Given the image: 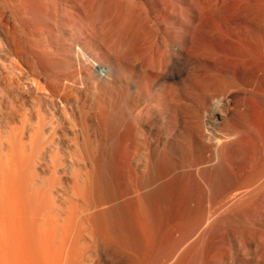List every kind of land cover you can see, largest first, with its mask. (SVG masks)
Returning a JSON list of instances; mask_svg holds the SVG:
<instances>
[{
  "label": "bare ground",
  "instance_id": "obj_1",
  "mask_svg": "<svg viewBox=\"0 0 264 264\" xmlns=\"http://www.w3.org/2000/svg\"><path fill=\"white\" fill-rule=\"evenodd\" d=\"M81 1H74L77 13L73 18L81 19L88 34L85 39L91 40L89 33H92L96 16H93L94 13L88 14L89 10L84 16L81 15L83 17L78 13L81 7L93 8L97 4L92 0L91 6H88L86 3L91 1L87 0L85 4V0L83 4ZM58 2L0 0V29L5 34L4 40L0 38V56L6 59L5 62L0 57V264H90L86 253L97 247L109 257L112 256L110 259L116 263L122 258L130 264H144L147 259V235L157 242L161 236H167L164 234L170 229L169 223L184 217L193 221L191 216L188 217L190 208L203 211L207 206L208 209L200 216L201 220L194 214L201 223L205 215L207 220L210 218L208 225L203 223L204 229L200 227L203 230L197 234L199 242L207 234L206 231L213 229V232L219 230L221 233V228L233 224L234 210L241 207L243 211L252 210L253 205L249 209L244 205L264 203V192L257 193L264 185V96L254 99L256 107L251 108L249 105L253 101L247 103L249 94L241 90L242 83L239 84L234 74L228 72L223 64L226 61H204L202 54L207 51L203 50L202 42L206 40L201 43L198 40L200 44H194L188 28L181 32L174 29L167 31L159 37V47L155 44L157 42H153L158 48H146L145 43L151 46L154 31L150 32V37L144 35L148 31L142 34L148 28L146 26L143 30L140 28L142 33L138 32L143 19L128 12L124 17L126 20L123 18L125 22L130 20L127 35L125 26L123 29L115 27L118 25L113 23L114 14L113 17L109 15L113 22L109 23V18L104 19V24L108 26L109 23L110 28L114 26L124 31L126 38L122 31L121 34L119 30L117 32L125 38L121 37L122 43H119L122 39L116 29H113V34L117 35L112 34L109 39L114 41L111 42L115 48H112V53L117 52L126 62L119 61V57L115 58L110 51V61L101 63L104 69L98 66L99 71L103 72L100 82L96 84L91 68L95 59L86 57L88 60L84 64L79 60L82 52L88 49L83 34L76 29L69 30L61 39L53 36V28L60 20L57 18ZM143 35L150 38L148 43ZM112 36H119L120 40ZM183 52H188L193 60L185 71L174 72V59ZM220 52L224 53V50ZM228 54H225L226 59L229 58ZM206 56L205 59H212L210 55ZM214 57L215 60L221 58ZM81 69L85 70V76H81ZM241 70L245 71L244 67ZM86 81L92 83L90 86L93 88L87 91L88 101L82 100L78 94L80 85ZM70 100H74L77 116L68 114L62 104ZM58 107L63 113L64 122L53 112ZM62 128L70 129L71 135L63 132V137H59L58 131ZM91 128L96 130L94 134H90ZM63 140H67L72 147L60 154L59 147ZM114 142H119L122 147L121 150L119 146V153L111 146ZM251 145L261 153L255 161L249 156L252 150L248 147ZM112 148L119 155L117 162L110 157L103 160L104 155L113 152ZM41 165L47 174L38 172L37 168ZM113 166L117 168V176L112 173ZM60 169L64 171L62 175H59ZM63 177H67L68 182L63 181ZM165 207L176 210L171 218L161 217L160 211ZM212 208L214 210L210 211ZM220 208L234 212L222 214ZM218 209L220 212L216 214ZM244 217L247 219V215ZM241 220L244 222L243 217ZM185 221L182 222L183 226ZM186 223L190 228L196 224ZM254 231L252 235L256 234ZM257 236H260L256 241L258 251L254 247V252L258 254L253 252L255 256L249 252L252 256H248L247 248L244 254L231 257L230 264H264V235L257 233ZM237 238L234 239L237 241ZM204 243L201 244L203 247ZM192 244L196 245L197 241ZM176 245L178 249L179 242ZM190 247L184 253L191 252ZM189 255L186 258L189 259ZM161 258L163 260L165 256ZM176 260L172 263L179 264ZM182 262L185 263V260ZM222 263H225L224 260Z\"/></svg>",
  "mask_w": 264,
  "mask_h": 264
},
{
  "label": "rangeland",
  "instance_id": "obj_2",
  "mask_svg": "<svg viewBox=\"0 0 264 264\" xmlns=\"http://www.w3.org/2000/svg\"><path fill=\"white\" fill-rule=\"evenodd\" d=\"M57 1H59L58 2V4L57 5H59L58 7H57V9H59V12H57L58 13V22L56 23V25H55V28H53V36L56 38V39H61L62 37H65V35H67V33L69 32V30H71V31H77L78 33H80L81 32V34H83L82 36H83V39H84V41L86 42V44H85V46H87L88 47V49L86 50V51H84V53L82 52V54L80 55V57H81V59L79 58V60H80V62H82L83 64L85 63V60H88V58L90 59V58H92V59H95L94 60V62L95 63H93V65H92V69H93V73H94V76H95V83L97 84V83H99L100 82V80H101V78H102V75H101V72H103V71H99V69H98V66L99 67H101V68H103L104 69V67H102L101 66V63H107L108 61H110V51L112 50V48H113V45L111 44V42H114V41H112V39H109L110 38V36L113 34V32H114V30L116 31V33L118 32V30L121 28V29H123V28H125L126 30V35H127V33H128V25H129V21L130 20H128L127 22H125V20H126V18H124V17H126V15H127V12L129 13V14H132V16H133V14H134V16H138V17H140L141 19H143L142 20V25H141V23H139V30H140V28H141V30H143L144 28H146V27H148V28H146V29H144L143 31V33H142V31L140 30V31H138V32H140V33H142V34H144V33H146L147 31L149 32V33H146V34H144L145 36L146 35H148L149 37H150V35L149 34H151L153 31V34H152V36L153 37H151V40H150V38L148 39L147 37H145L144 35V37L146 38V39H144V40H147V43L149 42V40H150V42H151V46H149L150 44L148 43L147 44V46H146V43H145V47L147 48H154V47H156V48H158L159 47V45H160V38L159 37H161V35H163L165 32H167V31H172V29H174L175 31H177V32H181V31H183L184 29H186V28H188V30H189V36H190V39H192V41H193V43L194 44H196V45H199L200 43H201V41L202 40H206V42H207V44H205L206 42H202L203 44V50L204 51H207V53H204L205 54V56L208 54V55H210L211 57H212V59H207V58H210V57H207L206 59H205V56H204V54H202V59L204 60V61H218V62H221V63H223V61L225 62V63H223L227 68H228V72L230 73V74H234L233 76H235L236 77V79H237V81L239 82V84H240V82L242 83V84H240V87H241V90H243V92H245V94L247 95V94H249V95H251V96H249V95H247L248 97L247 98H249V99H247L246 101H247V103H251L252 101V103L249 105L251 108H253V109H255V105L253 104V103H256L255 102V100H257L258 98H262L263 96H264V92H263V90H264V69L262 70L261 68H262V66L264 67V64H262V63H264V7H263V5H264V0H128V2L126 1V0H121V2L119 3V1L120 0H108V2H107V0H102V1H99V0H95V1H93V3L95 2V4H97V5H95V6H93V8L92 7H87V6H84V5H82L83 3H82V1H84V0H80L81 1V3L82 4H80V5H82V6H84V8L83 7H81V11L78 13L79 15H80V17H83L84 16V13H86V10H89V11H87V13L89 12L91 15H92V13H94L93 14V16L95 17V19H96V23L94 24V26H93V28H92V33H89V34H91V40H89L90 38H86L85 39V37L88 35L87 33H86V26L84 25V23L82 22V21H80L79 19H74L73 17H75L74 15H75V9H74V5H75V0H57ZM64 1H66V2H64ZM91 1V2H90ZM105 1V2H104ZM134 2V3H132V2ZM87 2V0H85V2H84V4ZM89 2L90 3H86V4H88V6H89V4H90V6H91V3H92V0H89ZM109 2H111L110 4H109ZM122 2H124V3H122ZM141 2V3H140ZM100 3H102V4H104V3H107L106 5L104 4V5H102V4H100ZM119 3V4H118ZM131 3V4H130ZM138 3V4H137ZM61 4H62V6H61ZM112 4V5H111ZM126 4V5H125ZM262 4V5H261ZM92 5H94V4H92ZM117 5H119L120 7H117L116 8V6ZM121 5H123V6H121ZM125 5V6H124ZM129 5H131V6H129ZM138 5V6H137ZM143 5V6H142ZM97 6H98V8H97ZM112 6V7H111ZM142 6V7H141ZM171 6V7H170ZM62 7V8H61ZM66 7V8H65ZM71 7V8H70ZM86 7L88 8V9H86ZM106 7V8H105ZM114 7V8H113ZM124 7H126V8H124ZM127 7H128V9H127ZM131 7V8H130ZM141 7V8H140ZM261 7V8H260ZM263 7V8H262ZM96 8V9H95ZM112 8V9H111ZM116 8V9H115ZM120 8V9H119ZM170 10H169V9ZM61 9V10H60ZM62 9H64V11L62 12ZM72 9V10H71ZM85 9V10H84ZM91 9V10H90ZM95 10L94 12H92L93 10ZM98 9V10H97ZM109 10L110 12H108L107 10ZM131 9V10H130ZM142 9V10H141ZM97 10V11H96ZM118 10V11H117ZM126 10V11H125ZM135 10V11H134ZM145 10V12H142V11H144ZM263 10V11H262ZM58 11V10H57ZM66 11H68L67 12V15H66ZM71 11H72V13H73V15H72V13H71ZM111 11H112V13H111ZM120 11V12H119ZM124 11V12H123ZM65 12V13H64ZM118 13V16H116L117 15V13ZM135 12V13H134ZM141 12V13H140ZM184 12V13H183ZM261 12H263V13H261ZM77 13V12H76ZM88 13V14H89ZM109 13V14H108ZM259 13H260V15H259ZM114 14V17L112 16ZM116 14V15H115ZM140 14V15H139ZM146 14V15H145ZM180 14V15H179ZM185 14V15H184ZM60 15H63V16H61V17H59ZM81 15H83V16H81ZM111 17H113V18H115V19H113V18H111ZM121 15V16H120ZM116 16V17H115ZM142 16H144V17H142ZM148 16V17H147ZM178 16V17H177ZM63 17H65V18H63ZM119 17V18H118ZM131 17V16H130ZM174 17V18H173ZM72 20V21H70V19ZM98 18H100V19H98ZM106 18H109V23H111V22H113V20H114V24H117L118 26H116L115 25V27H120L118 30H117V28H115L114 26H112L111 28H110V24L108 23V26L106 25L107 23H105L104 24V22L106 21ZM123 18L125 19V20H123ZM139 18V19H140ZM67 19H68V21H67ZM104 19H105V21H104ZM113 19V20H112ZM181 19V20H180ZM62 20V21H61ZM64 20V21H63ZM74 20H76V21H74ZM79 20V21H78ZM108 20V19H107ZM116 20V21H115ZM119 20L123 23V25H122V23H120L119 22ZM146 20V21H145ZM111 21V22H110ZM124 21V22H123ZM66 24H65V23ZM71 22H73V23H71ZM77 24L78 22V24L76 25L75 23ZM62 23V24H61ZM113 23H112V25H113ZM126 23V24H125ZM128 23V24H127ZM60 24V25H59ZM71 24V25H70ZM125 24V25H124ZM67 25H69L68 27H67ZM120 25V26H119ZM121 25H122V27H121ZM127 25V26H126ZM140 25H141V27H140ZM144 25V26H143ZM257 25V26H256ZM263 25V26H262ZM66 26V27H65ZM125 26V27H124ZM142 26H143V28H142ZM146 26V27H145ZM195 26V27H194ZM57 27V28H56ZM60 27H62V28H60ZM74 27V28H73ZM76 27V28H75ZM78 27V28H77ZM154 27V28H153ZM71 28V29H70ZM72 28H73V30H72ZM190 28V29H189ZM77 29V30H76ZM96 29V30H95ZM98 29V30H97ZM114 29V30H113ZM148 29H150V31L148 30ZM55 30V31H54ZM65 31V32H63V31ZM68 30V31H67ZM153 30V31H152ZM193 30V31H192ZM60 31V32H59ZM80 31V32H79ZM104 31V32H103ZM112 31V32H111ZM122 31V30H121ZM121 31L119 30V32H120V34H121ZM200 31V32H199ZM256 31V32H255ZM59 32V33H58ZM61 32H63L62 34V36H61ZM67 32V33H66ZM108 32V33H107ZM111 34H110V33ZM118 32V33H119ZM151 32V33H150ZM156 32V33H155ZM158 32V33H157ZM210 33V34H212L211 36H210V34L208 35H206V33ZM217 32H219V34L217 33ZM102 33V34H101ZM115 33V34H116ZM117 33V34H118ZM122 35L125 37V34H124V31H122ZM139 33V34H140ZM193 33V34H192ZM199 33H201V34H199ZM105 34V35H104ZM107 34V35H106ZM110 34V35H109ZM115 34H113V35H115ZM116 34V35H117ZM120 34H118V35H120ZM156 34H157V36H156ZM261 34V35H260ZM57 35V36H56ZM102 35V36H101ZM160 35V36H159ZM215 35V36H214ZM105 36V37H104ZM123 36H121L120 35V38L122 37L124 40H125V38L123 37ZM143 36H141V37H143ZM155 36L158 38H155ZM201 36V37H200ZM223 36H225V37H223ZM236 36V37H235ZM256 36V37H255ZM100 37L102 38H104V39H101V41H100ZM113 37V36H112ZM117 37V36H116ZM195 37H196V40H195ZM204 37V38H203ZM207 37V39H205ZM208 37H210V38H208ZM214 37V38H213ZM219 37V38H218ZM230 37V38H229ZM242 37V38H241ZM0 38L1 39H5V34L2 32V30L0 29ZM113 38H115V37H113ZM118 38H119V36H118ZM118 38H115V39H117V41L118 40H120V38L118 39ZM121 38V39H122ZM155 38V40H152V39H154ZM213 38V39H212ZM225 38V39H224ZM249 38V39H248ZM253 38V39H252ZM87 39L90 41V42H88L87 41ZM123 39L121 40V41H119V43L121 42H123ZM214 39H216V40H214ZM257 39V40H256ZM260 39H263V40H260ZM108 40L110 41V44H108L109 42H108ZM114 40V39H113ZM195 40V41H194ZM198 40L200 41V43L198 42ZM221 41V43H220V41ZM239 40V41H238ZM105 41H107V42H105ZM196 41L198 42V43H196ZM211 41H213V42H211ZM216 41V42H215ZM219 43H218V42ZM229 41V42H228ZM233 41V42H232ZM239 42V43H237V42ZM250 41H251V43H250ZM257 41H261V42H257ZM105 42V43H104ZM153 42H157V43H155V44H158V47L155 45V44H153ZM241 42V43H240ZM256 42V43H255ZM263 42V43H262ZM217 43V44H216ZM235 43V44H234ZM253 43V44H252ZM212 44V45H211ZM224 44H227V46H225ZM229 44V45H228ZM235 45V46H238L239 44V50L238 49H235L236 47H234L233 45ZM115 45V44H114ZM232 45V47L230 48V47H228V46H231ZM93 48H95V49H93ZM210 46V47H209ZM242 48H241V47ZM243 46L245 47V48H243ZM247 46H249V51H248V47ZM252 46V47H251ZM260 46V47H259ZM91 47V48H90ZM210 48V49H205V48ZM214 47V48H213ZM111 48V49H110ZM213 48V49H212ZM220 48V49H219ZM223 48V49H222ZM229 50H231L232 48V50L231 51H229ZM251 48V49H250ZM260 48V49H259ZM108 49V50H107ZM113 49H115V48H113ZM217 49V50H216ZM253 49H254V52H253ZM103 50V51H102ZM208 50H210L211 51V54H210V51H208ZM212 50H214V51H212ZM216 50V51H215ZM224 50V53L223 52H220V51H223ZM237 50V51H236ZM245 50H247L249 53H245V52H247V51H245ZM251 50V51H250ZM258 50V51H257ZM117 51V50H116ZM203 51V52H204ZM236 51V52H235ZM202 52V53H203ZM212 52H213V54H212ZM229 54H228V53ZM233 52H235V53H233ZM240 52V53H239ZM250 52H252L251 54H250ZM257 52H259V53H257ZM261 52V53H260ZM90 53H94V54H90ZM86 55L84 58H83V56L84 55ZM89 56H88V55ZM111 54H115L114 56H115V58H117L118 59V57H119V61H121L122 63H125L126 61H125V58L123 59V57H121L120 55H117V52L116 53H112V51H111ZM119 54V53H118ZM216 54H218V55H216ZM224 55L223 57L221 56V55ZM225 54H228L227 56L229 57L228 59H226L225 58ZM233 55L232 57L231 56H229V55ZM242 54H245L244 56L242 55ZM93 55V56H92ZM108 55V56H107ZM186 55V56H185ZM214 55L217 57V56H219V57H221V58H219V59H221V61L218 59V57H217V60H215L216 58L214 57ZM237 55V56H236ZM257 55H259V56H256ZM181 56V57H180ZM180 56H177L176 57V60L174 59V61H175V63L173 64V66H172V69L174 70V72H183V71H185L184 69H186L187 67H188V63L191 61V60H193L192 59V56L188 53V52H183L182 53V55H180ZM185 56V58H183ZM191 56V57H190ZM236 56V57H235ZM249 56V57H248ZM251 56V57H250ZM1 58H2V60L3 61H5L6 62V59L3 57V56H0ZM86 57H88V58H86ZM204 57V58H203ZM234 57L236 58V60L234 61ZM262 57V58H261ZM122 58V59H121ZM214 58V59H213ZM223 58V59H222ZM247 60H246V59ZM254 59V61L252 60V59ZM225 59V60H224ZM238 59H240V60H238ZM244 61V63H242V60ZM263 59V60H262ZM178 60V61H177ZM187 60V61H186ZM223 60V61H222ZM228 60V61H227ZM256 60V61H255ZM8 61V60H7ZM96 61H97V63H96ZM99 62V63H98ZM193 62V61H192ZM233 64H231V63ZM234 62V63H233ZM236 62V63H235ZM238 62V63H237ZM240 62L243 64H241L240 65ZM252 62H255V63H253V64H251ZM184 63V64H183ZM228 63H230L229 65H228ZM261 63V64H260ZM94 64H95V66H94ZM137 64H138V62H137ZM191 63H189V65H190ZM236 64V65H235ZM103 65V64H102ZM231 65V66H230ZM251 65H253V67L251 66ZM259 66H261V67H259ZM96 67V68H95ZM242 67H244V70L245 71H243V70H241V68ZM248 67H250L249 69H248ZM258 69H257V68ZM177 68V69H176ZM13 69H14V67H13ZM252 69V70H251ZM255 69V70H254ZM261 69V70H260ZM82 70V69H81ZM247 70V71H246ZM233 71V72H232ZM259 71V72H258ZM242 72V73H241ZM252 72V73H251ZM262 72V73H261ZM258 73H261V74H258ZM80 74H81V76L84 74V76L86 75V73H85V70L83 69L82 71H80ZM255 74V75H254ZM260 75V76H259ZM263 76V79H262V76ZM246 76V77H245ZM241 77V78H240ZM243 77V78H242ZM97 78V79H96ZM247 79V80H246ZM248 79H251V80H248ZM258 79V80H257ZM254 80V81H253ZM251 82V83H250ZM260 82V83H259ZM248 83V84H247ZM253 84V85H252ZM263 84V85H262ZM90 85H92V83H90V82H87L86 81V83L84 82L83 84H82V86L80 85V88H79V92H78V94H79V96H80V98L82 99V100H87L88 101V92L87 91H90L91 89L93 90V88H91L92 86H90ZM242 85H244V86H242ZM257 85V86H256ZM259 85V86H258ZM246 86H247V88H246ZM263 88V90L261 89V88ZM252 88V89H251ZM260 88V89H259ZM249 89V90H248ZM255 90H256V92L258 91V92H260L261 91V93H259V95H258V92L256 93L255 92ZM251 92V93H250ZM253 92H255V94L253 93ZM253 96V97H252ZM261 96V97H260ZM252 98V99H251ZM255 99V100H254ZM251 102H250V101ZM73 102H74V100H70L68 103L66 102H63L62 104L66 107V111H67V113L68 114H70V115H72V116H77V111H76V109L73 107ZM251 105H253L254 107H252ZM57 106H58V104H57ZM62 106V105H61ZM54 112V114L58 117V118H60L61 120H63V122H64V118H63V113H62V111H61V109H60V107H58L57 109H55V111H53ZM63 125H64V123H63ZM95 132L96 130L94 129V128H91V130H89V132H90V134H92V132ZM63 132L64 133H67L68 135H71V131H70V129H67V128H62V130H59L58 131V135H59V137H63ZM94 132H93V134H94ZM113 144V143H112ZM119 144V145H118ZM113 148H115V149H117L118 151H116L115 149H113L112 148V151L113 152H110L109 154H106V155H104V157H103V160L105 159H109L108 157H110L113 161H114V159H115V161L117 162V159H116V157L118 158V153H119V149H120V147H121V145H120V143L119 142H114V145H111ZM120 146V147H119ZM252 146V145H251ZM69 147H72V145L70 146V144L68 143V141L67 140H63V142L60 144V147H59V153L60 154H63L64 152H65V150L67 149V148H69ZM254 146H252V147H248V148H250L249 150H252V151H250V154H249V156H251L252 158H250L249 156H248V158H250L251 160H253L254 158V161L256 160V159H259L260 158V156H261V153L260 152H258L255 148H253ZM252 148V149H251ZM121 150H122V147H121ZM255 150V151H254ZM118 152V153H116V152ZM114 153V154H113ZM252 153V154H251ZM253 153H257V154H254V156H253ZM113 154V155H112ZM117 154V155H116ZM258 154H259V156H258ZM256 155H257V157H256ZM105 156H107V157H105ZM113 156V157H112ZM115 157V158H114ZM115 165H116V163H115ZM114 167V166H113ZM113 167H112V173L113 174H115L114 176H117L116 174H117V168H116V166L114 167V170H113ZM38 169V172L41 174V175H45V174H47V171H45L46 169L43 167V165H41V167H38L37 168ZM116 171V172H115ZM63 170L62 169H60V173H59V175H62L63 174ZM63 181H67L68 182V178L67 177H63ZM263 185V184H262ZM262 188H259V191L258 190H256V192L257 193H263L264 192V185L263 186H261ZM261 190V191H260ZM254 194V193H253ZM249 205V206H248ZM255 207V206H257L256 207V209L253 207V206ZM245 207H247L248 209L249 208H252L253 207V211L251 210V209H249V210H245L246 211V213H244L245 211H243V209H241L240 208V210H242V211H240L239 209H237V210H234V211H231L230 209H228L229 211H227L226 209H224V211H223V208H220L221 210H222V214H229L230 212H234V219H235V222L233 223V224H229L230 225V227H229V225H226L227 226V228H226V230L224 229V227H226V226H224L223 228H221L220 230H221V233L219 232V230L218 231H216V230H214V232H213V229H211L212 231H210L209 229H206V230H209V231H206L207 232V234L204 236V238L202 237V238H200L201 240L198 242V236H197V234L199 233V230L200 231H202L203 229H204V224L203 223H205V226H206V224H207V222H208V220H210V218L207 220V218H206V215H205V219L203 220L202 219V223L200 222V220H201V215L202 214H204V211H206V210H208L206 207H204L205 209L203 210V211H201L200 209H196L195 207H192V208H190V215L188 216V217H190V219L191 220H193V221H190L189 219H187L186 217H184L183 219H179V220H175V221H173L172 223H169L170 225L168 226V227H170V229H169V231L170 230H172V232L170 231H168V232H166L164 235L167 237H164V236H161L160 238H162V239H160L159 238V242L157 241L156 242V240H155V242H154V239L153 238H150V237H152L151 235H147V237H146V241L148 242V244H147V247H146V249H145V255H147L146 256V258L147 259H145V262H144V264H165V263H167V262H170L169 264H173L174 262H175V260H176V258H177V262L179 261V264L181 263V264H230V262H231V257H235V256H240V255H242V254H244V251L246 250V253H247V255L249 254V252L252 254V255H255V254H258V252L257 253H255L256 251H258L257 249H258V242H256V241H258L259 239H260V236H257V233L258 234H262V236L264 235V219H263V217H264V215H263V213H264V203L263 204H247V205H244ZM252 206V207H251ZM245 207H243L244 209H247V208H245ZM197 210V211H195V209ZM208 208H211V207H208ZM192 210V211H191ZM194 210V211H193ZM214 209L212 208V210L210 209V211H213ZM219 210V209H218ZM216 211L215 213L216 214H218V212H220V210L219 211ZM262 210V211H261ZM165 211V212H164ZM170 211V212H169ZM237 211V212H236ZM173 212V213H172ZM175 212H176V210L175 209H173L172 207H165V208H162L161 209V211H160V213L162 214V216L161 217H163L164 219L165 218H171L174 214H175ZM196 212V213H195ZM201 212V213H200ZM207 212V211H206ZM227 212H229V213H227ZM239 212H243L242 214L240 213V215L238 214ZM250 214H249V213ZM193 213V214H192ZM194 214H197L196 216H197V219H199V217H200V220H197L196 219V217H194L195 215ZM220 214V213H219ZM247 215V219H246V217H244V216H246ZM167 215V216H166ZM213 216H215V214L213 215ZM249 216V217H248ZM252 216V217H251ZM261 216H263V217H261ZM192 217H193V219H192ZM242 217H243V221L244 222H242ZM184 219H187L186 221L189 223H191V222H196V224H194L192 227H194V226H196V227H198V228H190L189 226H188V224L186 223V221L184 220ZM196 219V220H195ZM256 219V220H255ZM259 219V220H258ZM262 219V220H261ZM205 220H207L206 222H205ZM237 220V221H236ZM239 220H240V222H239ZM249 220H254L253 222L251 221H249ZM183 221H185L184 223L186 224H184V226H183ZM248 221V222H247ZM249 222L251 223V225L249 224ZM257 222V223H256ZM259 222H261V223H263V225H261ZM174 223V224H173ZM176 223H177V225H176ZM246 223V224H245ZM171 224H173V225H171ZM182 224V225H181ZM199 224H201L202 226H200ZM208 225V224H207ZM234 225V226H233ZM258 225V226H257ZM171 226H172V228H171ZM179 226V227H178ZM181 226H182V230H181ZM184 227V228H183ZM200 227H202V228H200ZM250 229H249V228ZM208 228V227H207ZM249 230H247V229ZM260 228H262L261 230H263V231H261L260 230ZM197 231H196V230ZM230 229V230H229ZM238 229V230H237ZM240 229V230H239ZM244 229V230H243ZM251 229H252V231H254L256 234V237H255V235H252V234H254V233H252V231H251ZM254 229V230H253ZM257 229V230H256ZM193 230V232H191ZM195 230V231H194ZM223 230H224V232H223ZM235 230V231H234ZM189 231V232H188ZM243 233H242V232ZM247 231L250 233V231H251V235L253 236V237H249V236H251V235H249V233H247ZM262 232V233H259V232ZM174 232V233H173ZM188 232V233H187ZM213 234V236L211 235V233ZM217 232V233H216ZM218 232H219V234H218ZM227 234H226V233ZM231 232H232V234H231ZM233 232L235 233H237L238 234V236L237 235H234L233 234ZM193 233V234H192ZM201 233V232H200ZM199 233V234H200ZM209 233V234H208ZM214 233H215V235H214ZM235 233V234H236ZM170 234V235H169ZM177 234V235H176ZM243 234V235H242ZM246 234H247V236H246ZM183 235V236H182ZM191 235V236H190ZM195 235V236H194ZM216 235H219V237L217 236V238H215L214 236H216ZM220 235H223V236H220ZM194 236V237H193ZM211 236H212V238H211ZM236 239L237 237H240V238H237V241L233 238V237ZM237 236V237H236ZM169 237V238H168ZM181 237V238H180ZM214 237V238H213ZM242 237V238H241ZM259 237V238H258ZM149 238V239H148ZM205 238H207V239H205ZM220 238V239H219ZM222 238H224V239H222ZM257 240H256V239ZM262 238H264V237H262ZM164 239H166V240H164ZM188 239V240H187ZM194 239V240H193ZM239 239V240H238ZM240 239H241V242H240ZM254 239V240H253ZM153 242H152V241ZM187 240V241H186ZM192 242H191V241ZM231 240V241H230ZM255 242V243H257V244H255V245H253L254 243H253V241ZM166 241V242H165ZM197 241V244L195 245V244H192L193 242L195 243ZM206 241V242H205ZM216 241H217V243H216ZM171 242V243H170ZM177 242H179V248L177 249V245H176V243ZM187 242V243H186ZM204 243V247L202 246L203 245V243ZM238 242H240L239 244H238ZM186 243V244H185ZM207 243V244H206ZM212 243V244H211ZM214 243H216V244H214ZM150 244H153V245H150ZM160 244V245H159ZM173 244L175 245V247L173 246ZM202 244V245H201ZM238 244V245H237ZM157 245V246H156ZM186 245V246H185ZM245 247H244V246ZM256 245H257V247H256ZM153 246V247H152ZM156 246V247H155ZM184 246H185V248H184ZM190 246H192V248L190 247ZM193 246H195V247H193ZM202 246V247H201ZM249 246V247H248ZM171 247H173V248H175V249H173V248H171ZM188 247H190L191 249H189V250H191V252H189L190 253V255H189V259L188 258H186L187 256H188V251H187V253H184L185 251H186V248H188ZM214 247V248H213ZM223 247V248H222ZM254 247H255V252H254ZM147 248H149V249H147ZM181 248V249H180ZM200 248H202V252H200L201 251V249ZM207 248V249H206ZM230 248V249H229ZM243 248H245L244 250H242L243 251V253H242V251H241V249H243ZM166 249V250H165ZM177 249V250H176ZM250 249V250H249ZM155 252H154V251ZM168 250V251H167ZM170 250V251H169ZM181 250V251H180ZM183 250V251H182ZM185 250V251H184ZM178 251V252H177ZM194 251V252H193ZM204 251V252H203ZM252 251V252H251ZM152 252L154 253V254H152ZM197 252V253H196ZM224 252H226V253H224ZM253 252L255 253V254H253ZM165 253V254H164ZM176 253H178V254H176ZM181 253H183V254H185V255H183V254H181ZM222 253H224L225 254V258L223 257L224 256V254H222ZM245 253V254H246ZM157 254H158V257H157ZM162 254H164L163 256H162ZM167 254V255H166ZM175 254H176V256H175ZM180 254V255H179ZM200 254V255H199ZM204 254V255H203ZM153 255V256H152ZM160 255V256H159ZM179 255V256H178ZM183 255V256H182ZM187 255V256H186ZM192 255V256H191ZM197 255V256H196ZM202 255V256H201ZM214 255V256H213ZM216 255V256H215ZM227 255V256H226ZM250 255V254H249ZM248 255V256H249ZM252 255H250V256H252ZM165 256V259H166V261H164L165 259H163L162 260V258L161 257H164ZM167 256V257H166ZM171 256H173L172 257V259L174 260H172L170 257ZM174 256H175V258H174ZM184 257V259L182 258V257ZM196 257V259L194 260L193 258H195ZM256 256V255H255ZM90 257V258H89ZM153 257V258H152ZM180 257H181V259H180ZM254 257V256H253ZM110 258H112V256L111 257H109L105 252H103V250L102 249H100V248H98L97 247V249L96 248H92V250L90 249L87 253H86V259L87 260H89V261H87V262H90V264H130L128 261H126V259H120L119 260V262H117L116 263V261L115 260H113V259H110ZM156 258V259H155ZM170 260H169V259ZM216 258V259H215ZM220 258H222V259H220ZM160 259V260H159ZM180 259V260H179ZM193 259V260H192ZM218 259V260H217ZM227 259V260H226ZM230 259V260H229ZM164 261L163 263H162V261ZM169 260V261H168ZM185 260V263H183L182 261H184ZM202 260V261H201ZM220 260H221V262H220ZM222 260H224V262L225 263H222ZM92 261V262H91ZM115 261V262H114ZM151 261H153V262H151ZM157 261V262H156ZM159 261H161V262H159ZM172 261H173V263H172ZM181 261V262H180ZM214 261H215V263H214ZM218 261V262H217ZM126 262H128V263H126ZM154 262H156V263H154ZM220 262V263H219Z\"/></svg>",
  "mask_w": 264,
  "mask_h": 264
}]
</instances>
